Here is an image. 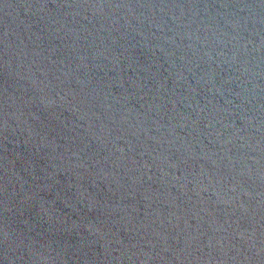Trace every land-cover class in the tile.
<instances>
[{
    "label": "water",
    "instance_id": "95a60500",
    "mask_svg": "<svg viewBox=\"0 0 264 264\" xmlns=\"http://www.w3.org/2000/svg\"><path fill=\"white\" fill-rule=\"evenodd\" d=\"M0 264H264V0H0Z\"/></svg>",
    "mask_w": 264,
    "mask_h": 264
}]
</instances>
